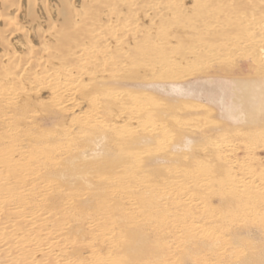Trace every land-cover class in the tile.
Segmentation results:
<instances>
[{"label":"bare ground","instance_id":"6f19581e","mask_svg":"<svg viewBox=\"0 0 264 264\" xmlns=\"http://www.w3.org/2000/svg\"><path fill=\"white\" fill-rule=\"evenodd\" d=\"M168 1L0 0L2 108L13 114L37 112L28 122L0 121V205L12 206L6 216L15 223L23 220L35 229L46 264H53L52 252L65 261L59 264H175L180 236L171 224L189 229L221 258L229 244L224 232L255 218L264 221V190L251 191L264 178L257 167L248 169V184L212 164L213 156L206 163L165 167L176 159L174 152L147 153L158 125L167 124L176 107L149 103L141 90L147 81L180 77L185 62H220L238 44L257 64V79L264 78V0H183L182 8ZM58 79L67 82L62 92L69 114L57 121L56 130L42 131L40 122L55 125L50 119L61 96L51 91ZM263 93L256 85L243 88L235 96L238 111L232 117L261 119ZM183 133L179 140L187 137ZM55 144L60 159H69L73 169L81 153L107 146L99 147L103 156L93 163L101 172L94 174L95 182H87L84 194L70 198L48 182L40 187L46 203L31 210L17 195L24 178L19 172L29 170L32 160L47 169ZM179 144L172 150L181 152ZM111 150L121 154L116 158L121 161L104 165ZM15 155H24L26 162ZM176 193L196 206V215L173 211L170 206L176 204L167 201ZM50 205L45 214L37 212ZM2 216L0 210V262L13 264L16 256H25L19 264H35L33 243L19 237L15 223Z\"/></svg>","mask_w":264,"mask_h":264},{"label":"rangeland","instance_id":"374dc122","mask_svg":"<svg viewBox=\"0 0 264 264\" xmlns=\"http://www.w3.org/2000/svg\"><path fill=\"white\" fill-rule=\"evenodd\" d=\"M168 2L174 4L178 8H182L183 4L186 3L185 1L183 2V0H169ZM240 46L241 44H238V46L227 56L223 57L220 62H207L204 64H200V62L193 63L192 61L185 62L182 67L184 72L179 75L180 77L164 80L159 79L144 83L141 90H143L142 93H144V97L149 103L160 104L170 109L176 107L175 112L169 114L170 117L166 120L167 124L165 123L163 126L161 124L158 125L160 129L158 128L159 130L157 132H162H159V134L155 132L152 135L149 141V152L147 151V153L152 155L158 152L160 153L161 151L163 155H169L171 152H174L172 154L177 155L176 159L165 162V167L186 164L193 160H207L206 162H209L213 161L216 157V161L212 164L216 163L221 169L227 170L230 175L248 184L249 181H251L247 173L248 169L255 170L257 167V171L255 170L257 173L264 172V138H262L264 137V111L262 107L261 110H259V118L261 119H257L255 122H246L243 119L235 120L232 117L238 111L236 110L238 107L235 109V106H237L234 103L235 96L243 90V88L246 86L248 88H253L256 85L257 90L264 91V78L257 79L256 77L257 64L254 62L250 53H242L244 51L240 50ZM134 87L137 86L134 85ZM66 89L67 82L65 80H56L51 92L55 95L59 94L61 98L53 109L54 118L50 119L52 124L55 125L51 126L50 123L43 125L45 123L40 122V125H37L38 129L42 131L56 130L55 126L57 121L68 117L69 113L65 111L67 110V106L64 104L66 99L65 93L62 92ZM4 103L5 100L0 99V121L7 120L6 118H11V120L14 118L19 123L28 122L32 119L31 117L34 116V114H37L35 110H30L26 113H18L15 111L13 114L12 111L2 108ZM179 107L182 109L181 111ZM253 109V105H251L247 111L252 112ZM254 111H256V109ZM101 120V118L96 119L98 122H101ZM150 121L154 123L153 121L155 120ZM163 122L165 121L157 120L155 124ZM90 123L94 124V122H89V124ZM146 127L147 130L152 128L149 125ZM181 131L182 133L184 132L183 135L187 137L179 140L180 135H182V133L180 134ZM175 132L176 135H174ZM175 137L177 138L175 139ZM191 139L192 141H190ZM163 141L165 143H163ZM178 142L185 146L183 145L182 147ZM178 144L181 146V152L180 150L173 151L172 149H174L176 145L178 146ZM54 146L55 152L48 158L53 159V161H50L47 169H44L42 165H38L32 160L28 164L32 170L29 169L30 171L19 172L24 178L20 181V185L22 186L17 190V195L18 197L23 196L25 198L31 210L41 208L40 204L46 203L45 193L41 191L40 187L46 185L48 182H51L56 192H61L64 198H70L75 197L77 194H84L88 189L87 182H95L93 178L94 174L101 172L100 169L94 168L93 163L98 162L99 158L96 157L103 156L101 150L98 152V149H100L99 147L102 145L91 147H97L96 151L93 152L91 150L86 151L85 154L80 152V158L73 159L77 165L76 169L72 168L69 159L66 157L62 160L60 159L61 156L59 154L61 152L57 144ZM106 148L107 146L103 147V149ZM110 153V159L104 162V165L108 162L112 163L114 160H117L116 158H122L120 157L121 154L116 156L118 153L117 151L111 150ZM203 154L207 156V158L199 159ZM82 155H85L84 158ZM14 159L20 162H26L24 155L22 157L15 155ZM117 161L120 162L121 160ZM93 170H95V172ZM261 179L260 185H257V187L251 190L253 193L264 190V178ZM189 188L191 191L195 190L194 186H189ZM24 189L25 193L23 192ZM57 196L59 197V195ZM48 201H50V198H48ZM160 202L163 203L164 201ZM167 202L176 204L175 206H172V204L170 206L173 208V211H185L192 213V215L197 214L196 206L187 204V200H184L180 193H176L175 196L170 198V201L168 200ZM213 205L212 207H215L217 203L214 202ZM11 208L12 206L0 205V210L5 214V216L1 218H7L10 223L14 224L17 220L11 219L10 216H6V212L11 210ZM50 208H52L51 205L47 209L45 208L43 211L37 212L45 214L46 210ZM208 219L207 222L216 224L214 221L210 220L211 218ZM22 221L19 224L15 223V227L12 226V228L14 227L16 229V233L19 237L33 243V248L30 253L35 255V264H46L45 260H43L44 257L41 255L43 250V246H41L42 241L36 238L35 229ZM181 228L182 227L176 224L170 225L172 233L177 235V232H179L180 236V247L178 249L180 255L177 256L175 264H264V221L261 219L255 218L253 222H244L243 225L234 226L228 232H224L223 235L228 239L229 244L227 245L228 247L224 256L221 258L215 257L213 251L202 243L189 229ZM233 238H237L238 242L232 241ZM137 240L139 239H135L133 243L134 247L139 246ZM1 247L2 243H0V249ZM132 254H138V248L132 252ZM126 255H131V252L127 251ZM49 257L53 264H59L64 261L58 260V257L53 252ZM23 258H25V256H19L18 258L16 256L13 264H19L21 262L20 260ZM0 264L5 263L0 262ZM136 264H142V261Z\"/></svg>","mask_w":264,"mask_h":264}]
</instances>
